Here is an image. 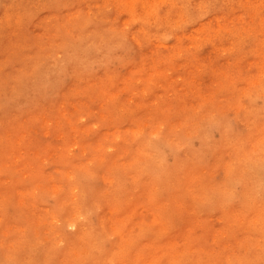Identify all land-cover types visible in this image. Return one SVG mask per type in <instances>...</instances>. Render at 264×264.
<instances>
[{"label":"rangeland","instance_id":"374dc122","mask_svg":"<svg viewBox=\"0 0 264 264\" xmlns=\"http://www.w3.org/2000/svg\"><path fill=\"white\" fill-rule=\"evenodd\" d=\"M0 264H264V0H0Z\"/></svg>","mask_w":264,"mask_h":264},{"label":"bare ground","instance_id":"6f19581e","mask_svg":"<svg viewBox=\"0 0 264 264\" xmlns=\"http://www.w3.org/2000/svg\"><path fill=\"white\" fill-rule=\"evenodd\" d=\"M260 20V19H259ZM249 33V32H248Z\"/></svg>","mask_w":264,"mask_h":264}]
</instances>
